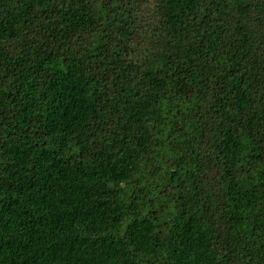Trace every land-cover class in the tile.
Masks as SVG:
<instances>
[{
	"label": "trees",
	"instance_id": "16d2710c",
	"mask_svg": "<svg viewBox=\"0 0 264 264\" xmlns=\"http://www.w3.org/2000/svg\"><path fill=\"white\" fill-rule=\"evenodd\" d=\"M0 264H264V0H0Z\"/></svg>",
	"mask_w": 264,
	"mask_h": 264
}]
</instances>
